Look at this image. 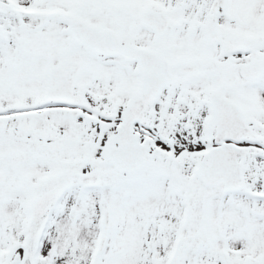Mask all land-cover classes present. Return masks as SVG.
Listing matches in <instances>:
<instances>
[{
	"label": "snow or ice",
	"instance_id": "snow-or-ice-1",
	"mask_svg": "<svg viewBox=\"0 0 264 264\" xmlns=\"http://www.w3.org/2000/svg\"><path fill=\"white\" fill-rule=\"evenodd\" d=\"M0 264H264V0H0Z\"/></svg>",
	"mask_w": 264,
	"mask_h": 264
}]
</instances>
